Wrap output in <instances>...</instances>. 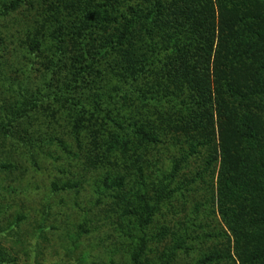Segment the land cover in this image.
I'll return each mask as SVG.
<instances>
[{"label": "trees", "instance_id": "obj_1", "mask_svg": "<svg viewBox=\"0 0 264 264\" xmlns=\"http://www.w3.org/2000/svg\"><path fill=\"white\" fill-rule=\"evenodd\" d=\"M217 6L228 8L234 30H240L243 24L252 28L255 36L264 37V0H0V88L17 95L15 101L12 99L14 103L0 108V141L9 140V143H0V150L2 147H10L12 151L23 149L32 163H37L38 156L48 160L51 166L55 160L60 161L57 173L70 179L62 188L76 193L85 184L86 171L76 175L78 168L74 166L80 165V158L70 151L52 154V147L60 149L65 143H87L91 154L89 164L99 173L112 169L109 157L104 158L103 164L94 159L98 158L99 147H107L103 153H108L120 146L119 151L127 153L141 150L146 143H157L165 136L166 127L150 124L144 112L137 110L125 119L128 109L125 105H129L132 97L139 106L152 101L164 105L170 98V102L179 103L185 110L200 109L198 121L200 127L205 125V120L212 115V98L209 96L206 101L197 103L179 96L182 92L179 86H185L186 91L192 90L190 82L194 80L189 81V74L176 72L173 84L164 86L159 83L162 81L155 65L163 61L169 50L174 52V63L177 62L176 53L183 54L189 48L201 62H206L211 56L212 40L207 39L203 31L209 32L214 17L211 9ZM20 9L24 14L19 17L14 12ZM49 19L62 23L49 32L45 28ZM173 31L188 36L183 51L174 44ZM75 43L77 50H66ZM45 52L50 53V58ZM257 57L250 67L253 68L251 72L258 74L264 69V52ZM103 60L107 63L101 65ZM240 66L245 69L243 64ZM56 68L58 71L51 73ZM149 81L152 85L155 83L152 91ZM252 83L243 77L234 81V87L228 89L226 115L220 120V126L232 133L229 135L233 139L243 137L254 149L243 158L229 153L222 156L218 173L217 211L231 231L238 264H264V131L261 129L264 114H259L264 110V101L254 104V96L264 93V89L260 92L255 87L258 83ZM138 84L141 88H136ZM53 88L58 92L50 96ZM102 95L105 98L99 101ZM48 102L56 103L55 119L72 121L67 133L65 130L61 136L50 129L46 134L39 133V138L32 132L26 135L19 121L26 125L31 123L30 113L42 103L49 109ZM42 120L44 118L40 122ZM31 124L37 126L36 121ZM38 128L42 130L41 126ZM13 136L17 139H12ZM197 143L199 146L206 144L210 151L213 132L209 131V135ZM195 145L193 139L182 144L179 152L184 156L178 161L172 160L168 173L153 171L143 181L140 191H126L122 180H112V186L117 188L114 200L118 201L121 223V231H116L114 239L120 245L115 250L114 247L105 250L101 258L87 249L80 251L78 247L84 239H98L102 229L98 224H105V220L98 221L96 215L92 219L90 212L83 217L79 214L69 249L62 247L63 234L60 232L62 235L54 250L66 254L57 264H66L68 257L71 262L68 264H180L179 256H187L198 237L192 228L182 230L179 224L173 229L167 226L169 220L165 213L172 208L167 206L172 204L173 195L177 193L172 185L180 174L185 176L184 164L188 170H194L207 153L206 167L199 173L206 175L217 162L215 153H202ZM191 156H196L197 160L188 162ZM19 160L16 159L18 163ZM112 165L113 168L117 166L114 161ZM240 165L245 173H238ZM9 168L13 165H0L1 179H8ZM138 171L141 173L140 168ZM149 179L152 182H147ZM103 183L108 184L106 176ZM53 184L62 183L55 177ZM190 185H183V189L187 191ZM149 190L153 191L152 196L148 195ZM4 191L14 196L19 193L0 186V264H10V250L25 242L28 228L40 232L48 219L42 216L37 220L38 226L29 227L28 218L32 213H17L15 201L5 198ZM157 223L158 229L155 228ZM22 252H27V245L22 247ZM222 257L209 255L197 264H211Z\"/></svg>", "mask_w": 264, "mask_h": 264}, {"label": "rangeland", "instance_id": "obj_2", "mask_svg": "<svg viewBox=\"0 0 264 264\" xmlns=\"http://www.w3.org/2000/svg\"><path fill=\"white\" fill-rule=\"evenodd\" d=\"M211 11L214 17L210 22L209 32L203 31L207 39L212 40L211 56L206 62H201V58L193 54L191 48H189L190 50L183 54L180 51L176 53L177 62L172 63L174 52L169 50L163 61L155 65V70L162 81V83L160 81L159 83L164 86L173 84L171 81L176 72H180V75L189 74V81H191V78L194 80L190 82L192 90L186 91L185 86H179L182 90L178 93L179 96L191 98L197 103H201L202 100L206 101L209 96L212 98V115L205 120V125H201L202 128L198 121V117L202 113L200 109L189 108L185 110L179 106V103L170 102V98L164 105H157L152 101L139 106L134 103L135 99L132 97L129 105H125L128 108L125 119L128 120L137 110H139V113L144 112L147 114V120L150 124H159L166 127L165 136L159 139L157 143H146L141 150L137 149L127 153L119 151L120 146L113 148L108 153H103V150L107 147L104 146L102 149L99 147L97 151L98 158L94 159L98 160L99 164L100 162L103 164L104 158L109 157V164L112 167L110 170L106 169L99 173L95 172V168H91L89 164L88 160L91 158V154L88 152L87 143H65L66 148L60 149L52 147V154L58 155L59 151L60 154L70 151L80 158L78 162L80 165L75 164L74 166L78 168L76 175L83 174V171H86L83 175L85 184L82 186L83 189L81 188L76 193L69 188L63 190L62 186L70 179L57 173V166H60V161L55 160V164L51 166L48 160L38 156L37 163H32L23 149L12 151L10 147H2L0 150V165L2 164L3 167L13 165V168H9L8 179H1L3 175L0 174V186L8 187L19 193L14 196L8 195L4 191L6 193L5 198L15 201V211L17 213L21 215L32 213L28 218L29 227L32 225L34 228L38 226L37 220L39 221L42 216H46L48 219L43 224L40 232L28 228L29 233L26 235L25 242L21 246H14L10 250L11 256L8 263L57 264L59 258H64L66 254L65 251L54 250V247L59 244V236L63 234L62 247L65 246L66 249H69L71 238L76 234L75 223L77 217L79 214L83 217L87 212L92 213V219L93 215L98 216V221L104 219L105 224L99 222L98 226L102 229L99 232L98 239L95 240L93 237L84 239L83 244L78 247L80 251L87 249L94 256L101 258L105 250L113 247L115 250L120 245L114 237L117 236L116 231H121V223L118 220L116 206L118 201L114 200L117 188L112 186L111 181L118 182L122 180V184L127 188L126 191L134 192L136 189L140 191V188L144 186L143 181L147 180V177L153 171L168 173L172 160L176 159L178 161L184 156H180L181 153L179 152L182 144L193 139L195 146H199L197 142L202 141L209 135V131H212L213 148L209 151V148L206 149V144H201L198 149L202 153H206V151L209 154L215 153L217 162L210 168L209 173H205L206 175L199 173L203 172L206 167L207 153L196 163L194 170L192 168L188 170L187 166L183 165L185 169L182 171H185V176L180 174L176 179L177 182L173 183L175 186H172L177 189V193L173 195L172 204L167 206L172 208L166 210L165 216L169 220L167 226L170 229L179 224L182 230L194 229L193 233L198 237V240L193 242L187 256H179L178 262L180 264H197L200 260H203L202 258L209 255L224 256L218 259V262L214 261L211 264H238L234 255L231 231L226 227L217 211V199L219 197L218 173L222 156L229 153L243 158L254 149L246 144L243 137L233 139L229 135L232 133H228L220 126V120L227 112L228 89L230 86L234 87V81L239 77L247 78L248 82H257L258 85L255 87L260 92L261 89H264V69L263 72L257 74L251 72L253 68L250 67L254 64L255 58H258L257 55L264 52V37L255 36L251 33L252 28L243 24H241L240 30H234V27H232L233 18L232 16L229 17L230 11L227 7L217 6L213 7ZM14 14L20 17L24 14V10H16ZM61 23V21H58L57 24L54 20L49 19L48 22H45V28L52 32ZM171 35L174 37V44L183 51V48H186L185 43L188 42V36L186 38L183 34L174 31L171 32ZM243 40L246 41L243 43ZM77 49L78 44L75 43L66 50ZM45 55L50 58L49 52H45ZM106 63L107 61L103 60L101 65ZM240 64H243L245 69ZM234 66H239L237 71H234ZM53 71L56 72L58 69H52L51 73ZM64 75L65 72L62 73L61 80ZM153 85L149 81L150 91H152ZM136 88H141V85H136ZM57 92V88H53L49 95L52 96ZM15 96H17L16 93L7 92V88H0V108H6L14 103L17 99ZM104 98L105 95H102L99 101ZM263 101V92L254 96V104H261ZM48 104L52 106V110L51 106L47 109L46 103H42L35 111L30 113L29 122L36 121L37 126L32 127L31 123L26 125L19 121L20 127L26 131V135L32 132L35 137L39 138V133L46 134L50 129L55 130L61 136L65 130L67 133V127L71 126L72 121L70 119H55L53 113L57 112L54 106L56 103L48 102ZM259 114L263 115L264 110H260ZM42 118H44V121L40 122ZM39 126L42 127V130L38 128ZM261 129L264 131V123ZM84 137L81 138V141ZM14 138L17 139V136L12 137V139ZM0 143H9V140L0 141ZM35 144L39 145L40 143ZM16 159H20V164ZM196 160V156H191L188 162ZM113 161L117 165L114 168ZM138 168L141 169V173ZM238 173H245V168L241 165L238 166ZM141 174L142 179H140ZM105 176L108 178V184L103 183ZM55 177L61 180V185L54 186L53 179ZM202 178L203 180H201ZM147 182L150 183L152 180L149 179ZM187 183L189 185L195 184L190 185L186 191L183 189V185ZM148 195L152 196L153 191L151 193L149 190ZM155 228H160L158 223ZM61 231L62 234H60ZM24 245H27L26 253L22 252ZM68 263H71L70 257L66 260V264Z\"/></svg>", "mask_w": 264, "mask_h": 264}]
</instances>
